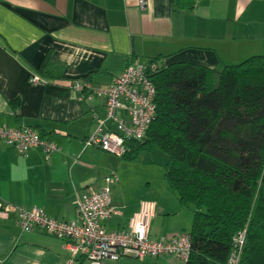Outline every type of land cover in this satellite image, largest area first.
I'll return each mask as SVG.
<instances>
[{"label": "crops", "instance_id": "crops-1", "mask_svg": "<svg viewBox=\"0 0 264 264\" xmlns=\"http://www.w3.org/2000/svg\"><path fill=\"white\" fill-rule=\"evenodd\" d=\"M0 0V125L32 127L59 147L50 159L33 150L23 155L0 144V264H87L66 241L43 231L22 232L17 209L38 207L57 221L76 219L75 197L100 189L108 153L86 145L94 114L105 116L104 99L87 102L73 82L89 79L108 87L130 63L163 56L161 67L188 62L218 68L264 55V0H205L193 12L173 0ZM48 52L60 65V80L37 72ZM39 76L38 83L31 76ZM129 162V161H126ZM113 187L122 214L108 230L128 228L142 210L153 211L150 235L188 232L174 226L166 206ZM167 215L164 216V215ZM193 216V212H192ZM153 259V258H148ZM124 258L106 264H172Z\"/></svg>", "mask_w": 264, "mask_h": 264}, {"label": "trees", "instance_id": "trees-1", "mask_svg": "<svg viewBox=\"0 0 264 264\" xmlns=\"http://www.w3.org/2000/svg\"><path fill=\"white\" fill-rule=\"evenodd\" d=\"M205 0H173L191 13ZM163 56L150 61L159 62ZM37 72L60 80L48 52ZM156 116L144 139L120 157L168 156L164 179L182 207H193L185 264H227L234 237L246 231L239 264H264V55L218 68L178 62L152 75Z\"/></svg>", "mask_w": 264, "mask_h": 264}, {"label": "built area", "instance_id": "built-area-1", "mask_svg": "<svg viewBox=\"0 0 264 264\" xmlns=\"http://www.w3.org/2000/svg\"><path fill=\"white\" fill-rule=\"evenodd\" d=\"M140 7H147L140 0ZM159 62L150 60L128 64L122 73L105 88L95 87L89 79L73 82L78 92H86L87 102L104 99L105 116L94 114L95 125L86 138V145L110 155L122 157L130 151L127 143L144 139L156 116V87L152 75L160 69ZM38 83L39 76H31ZM0 144L13 147L20 154L40 151L46 159L59 152L58 145L42 136L32 127L0 125ZM118 179L114 174L104 178L100 189L89 188L75 197L76 219L57 221L41 208L17 209V225L22 232L43 231L67 242L73 255L84 258L87 264H106L124 258L143 261L148 258L172 257L187 263L192 252L188 232L170 238H153L150 222L154 212L142 210L128 228L108 230L105 222L122 214L112 203L113 187ZM4 212L12 207L1 206ZM246 231L233 239V248L227 264H239Z\"/></svg>", "mask_w": 264, "mask_h": 264}, {"label": "rangeland", "instance_id": "rangeland-1", "mask_svg": "<svg viewBox=\"0 0 264 264\" xmlns=\"http://www.w3.org/2000/svg\"><path fill=\"white\" fill-rule=\"evenodd\" d=\"M109 161L104 174L114 172L118 179L119 187L129 196L139 200L157 201L166 206V211L170 213V222L174 226H185L189 231L192 225L193 207H182L178 197L170 191L164 179L165 164L168 156L160 151L142 152L138 159L133 162H126L119 157L108 154ZM164 216L167 217L165 214ZM169 260L172 264H185L172 257ZM148 262L155 263L153 259Z\"/></svg>", "mask_w": 264, "mask_h": 264}]
</instances>
